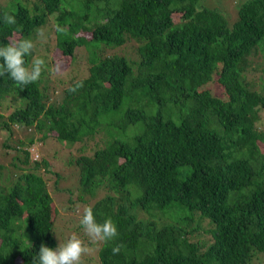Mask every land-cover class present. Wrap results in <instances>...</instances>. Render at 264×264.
<instances>
[{"label": "trees", "instance_id": "16d2710c", "mask_svg": "<svg viewBox=\"0 0 264 264\" xmlns=\"http://www.w3.org/2000/svg\"><path fill=\"white\" fill-rule=\"evenodd\" d=\"M5 13L17 24L0 21V44L33 40L26 63L42 57L46 68L27 86L0 77V131L23 134L2 143L1 156H17L0 163V264H32L41 243H64L48 193L63 171L82 195L105 189L85 206L119 232L106 243L82 237L94 247L87 264L264 256V0H5ZM41 28L67 66L51 67ZM76 81L84 86L70 93ZM94 134L104 139L89 144ZM45 138L63 149L62 165L42 158L26 169V148Z\"/></svg>", "mask_w": 264, "mask_h": 264}, {"label": "clouds", "instance_id": "9594fccd", "mask_svg": "<svg viewBox=\"0 0 264 264\" xmlns=\"http://www.w3.org/2000/svg\"><path fill=\"white\" fill-rule=\"evenodd\" d=\"M0 21L9 26L17 24L16 17L9 13L0 16ZM56 31L64 32L65 29L57 25ZM37 36L41 43L47 42L48 37L43 28L38 29ZM34 48L33 40L23 37L13 38L7 43L0 44V77L8 76L20 86L37 82L45 71L46 61L42 57H35L31 60L30 66L26 63L25 57H31ZM83 86V81H76L68 91L75 94ZM80 225L89 237V242L106 243L119 236L117 225L110 217L104 219L102 223L97 222L92 206L84 207ZM89 242L73 234L55 248L41 243L39 252L32 259V264H85L83 258L91 251ZM121 247L119 244L113 247V254H118Z\"/></svg>", "mask_w": 264, "mask_h": 264}, {"label": "rangeland", "instance_id": "374dc122", "mask_svg": "<svg viewBox=\"0 0 264 264\" xmlns=\"http://www.w3.org/2000/svg\"><path fill=\"white\" fill-rule=\"evenodd\" d=\"M4 1L5 0H0L1 3H3ZM20 1L26 2L28 5H30L32 2H35V0ZM13 38H16V35H13ZM47 43L49 44L52 50L50 51L52 59L49 58V62H51V67L61 69L62 67L67 66L70 63L71 58L61 56V54L57 50H55L54 43L52 41L47 40L46 44ZM37 54L40 56L39 53ZM85 54L86 53L82 48H75V62L81 63L82 61H84ZM253 66L255 67H250L249 72H247V77L251 78L254 83H259L257 78L258 73L252 72L258 71V68L261 67V64L258 62L256 65ZM52 90L53 91L49 94V101H53V99H58L60 96L58 93L60 88L58 86L53 88ZM5 135L7 136V133L4 130L0 131V163L4 165H10L11 158L17 155L10 149V152H8L5 156H1V153L4 151L2 143L8 146H15L17 139L19 137L20 139L23 138V134L14 131V133H10L7 139L4 138ZM103 139L104 138L102 135L94 134L92 138H89L88 143L91 144L92 141H101ZM26 149L28 151L29 160V163L26 164V169L28 166H31L32 162H38L42 158L46 159V161L49 163V167L53 170L58 169L63 163L61 152L63 149H61L60 151H56L55 143L52 142L49 138H45L44 141L35 140ZM50 180L51 179H49L48 181V193L51 196L58 212L55 224L53 225L54 233L56 227V232L60 231L58 235L63 242H65L73 234H76L81 238H87V235L83 236L84 230L82 231V229H80L79 232L76 233L77 228L80 225L79 220L81 212L86 204H90L95 201V199L102 196L105 193V189H98L93 196L82 195L76 188L75 177H71L66 171L62 172L61 179H59L56 183L57 190L53 189V185L50 186ZM89 247L91 250H93L94 248L91 244H89ZM83 259L86 261L88 259L87 255ZM262 261H264V256L261 254H257L256 257L253 258V260L251 261V264H262ZM85 264H87V262H85ZM91 264H96V262L93 261Z\"/></svg>", "mask_w": 264, "mask_h": 264}]
</instances>
